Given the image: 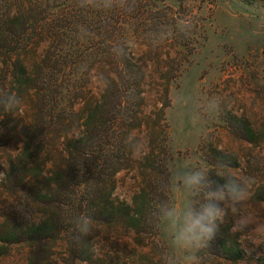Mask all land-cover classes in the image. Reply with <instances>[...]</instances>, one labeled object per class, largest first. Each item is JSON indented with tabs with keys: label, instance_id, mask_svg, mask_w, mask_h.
I'll return each mask as SVG.
<instances>
[{
	"label": "trees",
	"instance_id": "obj_1",
	"mask_svg": "<svg viewBox=\"0 0 264 264\" xmlns=\"http://www.w3.org/2000/svg\"><path fill=\"white\" fill-rule=\"evenodd\" d=\"M15 19L0 17V92L21 101L13 114L0 109L2 255L22 247L26 264H113L111 255L98 256L100 243L120 246L129 236L132 251L150 248L159 224L148 214L169 200L158 182H169L165 110L171 79H162L149 96V66L119 50L123 27L138 35L139 24L113 25L109 51L57 54L55 43L52 52L43 49L41 36L52 29L46 22H33L29 35ZM243 132V141L252 143V131ZM141 142L142 153H134ZM13 143L19 146L15 154L9 152ZM214 153L219 164L238 168L235 157ZM125 171L134 173L129 202L115 198L116 177ZM78 216L91 217L93 226L80 244L72 237ZM210 243L212 256L242 259L229 237Z\"/></svg>",
	"mask_w": 264,
	"mask_h": 264
},
{
	"label": "rangeland",
	"instance_id": "obj_2",
	"mask_svg": "<svg viewBox=\"0 0 264 264\" xmlns=\"http://www.w3.org/2000/svg\"><path fill=\"white\" fill-rule=\"evenodd\" d=\"M8 14L29 35L33 22H46L52 29L41 36L43 49L52 52L55 43L60 47L52 53L57 54L109 51L113 25L139 24L138 35L123 27L125 40L119 50L149 66L152 79H147L145 88L149 96L162 79H171L165 110L169 200L177 206L188 200V194L176 188L175 174L210 170L220 162L217 151L235 157L236 170L230 161L223 163L228 171L253 178L252 198L245 207L264 220V0H0V17ZM211 97L226 104L219 115L201 111L202 103ZM180 100L190 108L191 117L185 115L187 109ZM244 129L255 136L250 144L241 138ZM18 149L13 143L9 152L15 154ZM133 174L117 175L116 199L130 201L135 190ZM209 177L220 185L225 182ZM234 219L229 211L214 238L229 237L242 251V259L216 258L206 248L195 253L198 264H264V244L253 245L255 237L250 233H234ZM154 242L150 248L132 251L135 246L128 236L120 246L112 241L100 243L97 254L111 255L113 264H165L164 255L171 253L178 264H185V252L171 248L164 223L158 225ZM3 253L0 248V264H26L22 247Z\"/></svg>",
	"mask_w": 264,
	"mask_h": 264
},
{
	"label": "clouds",
	"instance_id": "obj_3",
	"mask_svg": "<svg viewBox=\"0 0 264 264\" xmlns=\"http://www.w3.org/2000/svg\"><path fill=\"white\" fill-rule=\"evenodd\" d=\"M101 6L111 8L116 5ZM179 102L187 109L185 115L191 117V110L185 101ZM20 103L19 97L0 92V109L6 110L7 113L13 114ZM222 105L226 104L221 98L211 97L202 103L201 111L219 115ZM143 147L142 142L134 145V153H142ZM215 169L216 176L225 181L222 185L209 177L210 170L178 171L174 177L175 186L188 194V200L182 206H177L173 201L162 199L148 214L153 224L166 225L171 236L170 246L172 249L185 252V264H198L195 253L208 247L209 242L216 236L219 224L224 222L229 211L235 218L232 227L234 233L239 232L243 235L250 233L255 237L253 245L264 244V220L258 219L245 207L252 198L253 178L237 176L228 171L229 167L223 164L216 165ZM170 187L167 180L158 182L161 192L169 191ZM73 223L75 226L72 233L73 241L80 244L83 237L93 231L92 219L78 216ZM164 261L165 264H178L171 253L164 255Z\"/></svg>",
	"mask_w": 264,
	"mask_h": 264
}]
</instances>
